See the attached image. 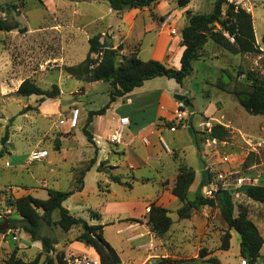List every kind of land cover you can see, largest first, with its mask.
I'll list each match as a JSON object with an SVG mask.
<instances>
[{
  "label": "rangeland",
  "instance_id": "rangeland-1",
  "mask_svg": "<svg viewBox=\"0 0 264 264\" xmlns=\"http://www.w3.org/2000/svg\"><path fill=\"white\" fill-rule=\"evenodd\" d=\"M166 1L169 0H156L136 11L137 24L134 32H138V29L141 31L142 26L147 29L144 39L133 43L134 49L140 46L138 56L143 60L150 59L153 44L149 41L155 33L153 24H160L171 12L162 9ZM245 1L248 3L245 8L252 15L255 40L260 52L233 54L208 39L192 65L193 71L183 80L182 86L174 79L160 76L149 79L143 88L163 89L167 98H173L175 93H182L189 100L193 108L191 113L185 106L178 107L177 100L175 101L176 109L172 111L175 115L178 111L182 114L179 126L175 132L167 130L162 133L169 151L175 152L174 156L181 153L184 161L194 169L202 167V172L208 173V181L224 189H235L232 195L234 215L237 214L239 205L245 206L248 217L264 239V203L254 201L236 191V188L242 185L264 183V115L249 114L229 92L251 87L253 82L264 85V43L261 41L264 30V0H255V3ZM166 4L177 6L176 2ZM213 5L214 0H189L182 15H179L177 20L169 18L163 31L173 36L176 33L173 24L177 25L178 29L187 24V11L208 14L213 10ZM226 7L227 4H222V16ZM131 10L132 8L114 10L106 0H0V20L17 26L11 30L0 28V150L3 151L0 156V224L7 218H18L14 209L6 206L7 197L30 194L45 199L46 188L65 191L75 186V181L81 169L89 162L94 148L88 143L79 121L75 126L70 125L72 108L77 106L71 102L90 100L87 106L99 109L108 102L107 90H110L111 86L107 82L99 81L94 85L95 92L90 91L84 97L82 96L84 89L80 85L86 86V81L82 79L78 81L68 75L64 67L83 61L88 49L87 39L93 34H99L100 42L112 46V31L124 32L120 18ZM170 23L171 28L167 29ZM110 24L111 31L107 28ZM219 27L215 24L214 29ZM180 33L171 40L168 49L174 50ZM131 38L128 41H131ZM118 54L122 55L120 50ZM171 59L173 60L169 62L170 65H176L175 56ZM162 63L165 64L166 61ZM222 69L230 75L227 91L215 86ZM26 78L43 89L50 88L51 84L56 83L60 89L58 97L42 100L38 95L27 97L18 95L16 89ZM179 86L182 89H179ZM177 88L180 92L175 90ZM166 97L162 104L171 109V103ZM149 100L147 108L134 115L133 123L147 121L155 115V109L151 105V102L155 101L154 96ZM202 113L210 116L204 118ZM189 118L197 135L204 137L200 141V153L195 149L192 130L187 126ZM205 120H210L212 125L225 126L229 133L228 137L225 140L215 139V142H208L206 133L209 131L199 125ZM164 122L170 123L169 120ZM89 129L92 131V128ZM125 133L126 130L123 137ZM4 136L6 139L3 141ZM98 143L101 146L99 160L108 159L103 161L101 169L106 171L114 169L122 179L132 182V189L128 187L123 189L112 181L111 190L116 192L119 190L117 195H127L129 199L124 202L119 200L104 202L106 193L96 195L93 191L94 178L87 175L86 191L82 198L86 206L79 207L76 202L79 198L76 196L68 198L65 204L72 209L71 214L86 220L87 211L105 213L108 204L106 208L108 215L102 216V222H107L102 233L104 231V237L118 252L120 264H169L168 259H180L185 264H209L207 259L211 257L217 258L218 264H248L239 254V235L236 231L230 230L229 249L219 248L223 232L227 228L220 214L219 204L201 205L192 210L189 218L180 219L176 211L181 203L176 201L168 207L172 223L165 233L157 234L148 225L151 233L149 238L132 241L131 248L125 246V236L117 232L119 225L111 222L113 217L108 212L118 209L121 217L141 215L146 202L155 199L158 194L159 174L168 172L173 157L170 152L163 154L162 168L160 163L147 159L146 150L141 142L136 141L133 148L141 161L133 171L134 177L142 176L147 180L135 181L130 174L128 177L125 171L131 160L125 162L120 156L121 146L110 145L107 141L105 142L107 144H104L100 139ZM158 144L165 152L159 141ZM37 147L47 149L49 155L45 160L30 161L29 153ZM112 150L117 151L113 153ZM246 160H251L252 164L243 167ZM108 162L111 165H118L117 168L110 166ZM220 175L223 178H220ZM238 178L243 179L240 184ZM42 183H45L46 188ZM203 186L200 188L201 194ZM197 190L198 186L194 194ZM58 218L59 213L54 210L52 220ZM142 219L136 218L137 221L143 222ZM144 219L147 220V216ZM81 232L80 226L63 231L56 224L48 226L42 223L40 228V234L48 236L53 242L54 250L51 254L69 252V255L65 256L66 264H74L75 258H84V255L73 252H80L86 247L83 241L75 240ZM69 247L72 251H67ZM201 251L205 252L204 256L199 255ZM11 254L27 261H41L45 255L42 243L33 242L20 227L0 230V264H4ZM256 264H264V242Z\"/></svg>",
  "mask_w": 264,
  "mask_h": 264
},
{
  "label": "trees",
  "instance_id": "trees-1",
  "mask_svg": "<svg viewBox=\"0 0 264 264\" xmlns=\"http://www.w3.org/2000/svg\"><path fill=\"white\" fill-rule=\"evenodd\" d=\"M109 6L114 10L125 8H142L146 7L156 0H106ZM178 5H185L188 0H178ZM227 4L222 16V4ZM187 24L181 29V44L184 49L180 56V66L175 68L167 66L164 63L155 59H140L136 52L119 55L118 51L122 49L119 44L115 48L100 42V35L93 34L88 37V49L83 61L76 65H68L64 67V71L76 78L86 82L103 81L109 83V100L97 110L88 112V120L93 115L102 114L109 104L116 97L123 96L131 92L134 88L140 87L145 81L155 77H166L174 79L175 82L181 85L183 80L192 72V62L199 57L200 49L203 44L210 39L214 44L223 49L236 53H257L260 52L258 43L255 40L252 15L249 11L234 4L228 3L227 0H214L213 10L208 13H191L187 11ZM215 24H218L219 29H214ZM15 24L6 23L0 20V28L11 30L16 28ZM233 38V41L230 40ZM261 41L264 43V30L261 36ZM94 55V56H93ZM230 80V75L226 70H221V75L215 82V86L227 91V85ZM257 84L252 83L251 87H243L229 91L234 95L238 103L249 114L264 115V91H258ZM264 86V85H261ZM60 92L59 86L56 83L51 84L50 88L43 89L28 78L23 79L16 93L20 96L38 95L42 100L45 98L55 99ZM189 101V100H188ZM168 125L170 123H167ZM179 125V124H178ZM192 130L195 147L200 153V141L204 137L197 135V131L192 124L189 125ZM82 132L85 135L88 143L94 144L92 134L84 126ZM229 133L225 126L214 124L209 132L206 133L207 138L217 140H225ZM5 136L2 138L4 141ZM3 151L0 150V156ZM96 148H94V156L89 160L88 164L81 169L77 177V185L70 190L47 189V197L45 199L34 197L30 194H25L19 197H7L6 206L12 207L18 214V218H7L9 228L20 227L26 232L32 241H40L42 243V251L44 258L41 261H27L11 254L4 264H66L64 253L51 254L54 250L53 242L48 236L40 234L42 223L51 226L58 225L63 231H67L74 226H80L82 232L75 240L83 241L84 244L91 246L98 255L99 264H120L121 259L115 249L104 239L102 235V224H90L80 216H74L62 205V202L67 199L75 191L82 189L83 176L96 161ZM103 162H100L98 169H101ZM251 160H246L243 167L251 165ZM109 180L123 184L118 175L111 174L106 171ZM195 176V171L192 167L181 165L178 173L175 176L171 193L178 199L181 205L176 213L178 218H189L193 209H197L201 205L214 206L219 204L220 214L226 223V230L223 232L220 249L228 250L230 247V230H234L239 235V254L246 259L248 264H256L260 249L264 242L263 236L259 232L257 226L248 217L247 208L243 205L237 207V214L234 215V202L232 195L235 189L220 188L215 193L214 198L203 196L200 188L208 183L207 171L202 172V177L198 185V190L194 197H188V187L192 183ZM236 191L244 194L246 197L264 203V183L262 184H247L236 188ZM57 210L59 218L56 221L52 220V212ZM90 218H99L97 212H90ZM1 221V220H0ZM172 223L168 210L159 205L151 203L147 213V224L150 229L157 233H165ZM200 256H204L205 252L201 251ZM209 264H218L219 260L215 257L207 259ZM169 264H185L180 259H168Z\"/></svg>",
  "mask_w": 264,
  "mask_h": 264
},
{
  "label": "crops",
  "instance_id": "crops-1",
  "mask_svg": "<svg viewBox=\"0 0 264 264\" xmlns=\"http://www.w3.org/2000/svg\"><path fill=\"white\" fill-rule=\"evenodd\" d=\"M248 1H253L254 3L256 2L255 0H248ZM170 2L174 3V4L176 2L177 6L172 7L171 5L166 4V3H170ZM188 2H189V0H188ZM166 3L164 2L165 5L162 6V9L165 11L171 10V12L169 15H167V17H165L163 19V21H161L160 24H153V28L155 30V33L153 34V37L150 38L151 40L149 41L153 44V46H152L153 48L150 52V59H155V60H158L160 62L166 61L165 64L167 66H171L169 62L171 60H173V59H171V57L174 58V56H175L177 62L175 63L176 65H172V66L175 68H179L180 56H181V53L184 49V46L181 44V33H180V39L176 40V45H175L174 50H170V49H168V47L171 44V40L178 36L179 32H181L180 30L183 27H180L178 29L177 25L173 24V28H175V30H176V33L173 36H171L170 34H167V32L165 33L163 30L166 29L165 28V22L167 20H169V18H171V17L174 18L175 20H177L179 15H182V12L184 11V9L187 8L188 3L185 5H178L176 0L175 1L169 0L168 2L166 1ZM137 9H140V8H132L130 13L125 14L122 18H120V21H122L120 25H121V27L124 28V32L121 30V31H117V32L113 33V31H112V36H111L112 47H115V46L120 44L122 46V49L120 50V54H128V53L135 51L137 56L139 55L138 53L140 52V46L138 49H134L133 43L136 41L140 42L142 39H144L143 37L146 34L147 29L142 26L141 31L138 29V32H136V33L134 32L136 24H137V21H136V19H137L136 14L137 13H136V11H140ZM186 20H187V17H186ZM112 23H114V22L112 21ZM115 24H117V23H115ZM107 28L110 29V31H111L112 24L108 25ZM170 28H171V23H170V26L169 25L167 26V29H170ZM132 36H134V37H132ZM129 38H131V41H128ZM181 45H182V47H181ZM174 61H175V59H174ZM193 63H194V61L192 62V65H193ZM147 81H145L140 87L134 88L131 92H129L123 96L116 97L115 100L109 104V107L102 114L93 115L92 118L89 120V122H87L88 112L92 111V110H97V109H91L90 106L89 107L87 106V104L90 103V100H86V101L85 100H73L71 102L73 105H77V106H74L72 109L77 108L79 110L78 116H77V121H79V125L82 126L81 130L84 126L87 128V130H89V132L92 134V140L94 142V144H90V143L89 144L92 145L93 148H96V157H95L96 161L87 171H85L84 176H83L82 189L79 191H75L73 194H71L68 197V198L73 197V196L78 197L79 199L76 202H77V204H79L78 205L79 207L82 208L83 206H86L84 203L85 200L82 198L84 195V191H86L87 175H92V177L94 178L95 186H94L93 191L96 193V195L103 193V192L106 193L107 196H106L104 202H106L108 200H114V201L119 200V202H124V201H127L129 199V197L127 195H124V196L117 195L119 190H118V192L111 190V183L110 182H112V181L109 180V177H108V174L106 173V170L102 169L103 170L102 171V170H99L97 168L100 162H103L104 160H108V159L99 160V158H98V154L101 151V146L98 143V139L102 140V142L104 144H107V143H105L107 141L110 145L112 144L114 146H117V145L121 146L122 150H121L120 156L124 158L125 162H128L129 160H131L126 165L125 171L127 172V176L129 177L128 174H130L131 175L130 177L132 179H134L135 181L144 182L145 180H147L146 178H144L142 176H139L138 178L134 177L133 171H135L134 169H136V166H138V162L141 161V159L139 158V155L134 152L133 147H134V144L136 143V141L141 142L142 146L146 150L147 155H148L147 159L158 162V164L160 163V166L162 168H164V163H162V157H163L162 155L170 152L172 157H173L172 161L169 163L170 167L168 168V172L167 173L161 172L159 174V176H160L159 177L160 188H159L158 194L156 195L155 199L146 202V204L144 205V211L141 215L121 217V215L119 214L121 212L118 209L117 210L114 209V210L108 212V213H111L109 215L111 217H113V221H111V222H114L117 225H119L117 228V232L119 234H123V236H125V238H124L125 243L124 244L127 247L131 246L130 244L132 243V241H135V240L140 241L144 237L149 238L151 236L150 235L151 234L150 229H149L148 224H147V220L144 219L145 216H147V213L149 210V205L151 203H154L155 205H159L161 207L166 208L169 212L168 207L171 204H174V203H176V201H178V199L171 193V188L173 186L175 176L178 173L180 166L186 165V166L192 167L191 165L187 164L184 161V158H183V156H181V153H178L176 156H174L173 154L175 152L169 151V148H168L167 144L165 143V140L163 139V136H162V133L164 131L169 130V131L175 132L177 127L179 126L178 124H179L180 118H178L177 114L175 115L174 111H172V109H174L176 107V105H175L176 99L174 97L173 98H167L166 97L167 95L165 94L163 89L156 88L153 90H146L143 87H144V84L147 83ZM98 82L99 81L85 82L86 86L80 85V87H83V89H84L82 96H84V97L87 96L88 93H90V91L95 92L94 85H96ZM107 91L109 94V89ZM152 96H154V98H155V101L151 102L152 107L155 109V115L152 118L148 119L147 121L142 120V121H138L140 123H138V122L133 123L132 118H134V115L138 114L139 112L144 111L147 108V106L149 105L148 101H150L149 99ZM165 97L170 101L171 109L168 108L166 105L162 104V101H163V99H165ZM108 100H109V95H108ZM202 116L204 118H206V117H209L210 115H206V114L202 113ZM120 117H127L129 120V124H128V126H126L124 128V130H126L125 137H123V134H122L121 141L115 142V141H112V135H113L115 127L119 123ZM172 119L174 120V122ZM164 120H166V121L169 120L170 124L169 125L166 124L164 122ZM189 120L191 123L190 118L188 119V121ZM87 124H88V126H87ZM131 125H132V127H130ZM181 126H183V125H181ZM187 126H188V123H187ZM187 126H185V127H187ZM89 127L92 128V131H90ZM124 130H123V132H124ZM158 141L161 143V146L165 150V152H163L162 149H160ZM193 144L195 146L194 139H193ZM195 149H196V147H195ZM116 151L117 150H114V151L112 150L113 153H116ZM149 152H152V154L150 155ZM48 155H49V152H48ZM93 156H94V152H93V155L89 158V160ZM202 157H204V156L202 155ZM42 160H45V158ZM109 165L115 166L116 168L118 166V165H114V164L111 165L110 163H109ZM194 171H195L194 179H193L192 183L190 184V186L188 187V197L190 199L193 198L194 191L197 188V186L201 180L202 167H200L198 169H194ZM110 172L113 175H118L120 177L121 181L124 182L123 184H118V183H116V184H118L120 187H123V189H124V187H128L129 189H132V182L130 183L129 181L122 179L120 174L116 173V171H114V169H112V171L110 170ZM44 184L45 183H42V186L44 188H46L44 186ZM76 185H77V183L75 181V186ZM75 186L73 188H75ZM47 189L48 188H46V195H47ZM67 199H65L62 202V205L70 213L72 209H70L68 207V205L65 204ZM108 202H110V201H108ZM126 203H128V202H126ZM130 203L131 202H129L128 204H130ZM107 206H108V204H106V207L104 210L105 213L104 212H97L99 214L98 219H96V218L90 219L89 212L91 210L87 211L88 218H87V220L86 219L85 220L90 224H102L103 225L102 230H104V227L107 225V222H105V223L102 222V216L107 214V212H106ZM92 212H94V211H92ZM139 217L143 218L142 219L143 222L136 220V218H139ZM126 220H128V221H126ZM53 221H56V220H53ZM102 235L104 237V231H103ZM104 239L112 246V244L110 243V241H108V239H106L105 237H104ZM33 242H36V241H33ZM37 242H40V241H37ZM84 245L86 247L83 248L82 251H80V252L73 251V252L78 253V254H82V255H84V258H88L89 260H92V261H97V263L99 264L98 255L95 252V250L91 246H88L86 244H84ZM112 247L114 248V246H112ZM69 248L70 249H67V251H72L71 247H69ZM64 255L65 256L69 255V252H68V254L66 252Z\"/></svg>",
  "mask_w": 264,
  "mask_h": 264
},
{
  "label": "built area",
  "instance_id": "built-area-1",
  "mask_svg": "<svg viewBox=\"0 0 264 264\" xmlns=\"http://www.w3.org/2000/svg\"><path fill=\"white\" fill-rule=\"evenodd\" d=\"M227 2L234 4L235 7L240 6V7L244 8L245 10H246L245 6L248 4V3H246L245 0H227ZM230 40L233 41V38H230ZM178 105L184 106V104L181 101L177 100V106ZM78 112H79V110L77 108L72 109V111H71V122H70L71 126L76 125ZM181 115H182L181 111H178L177 112L178 118H181ZM128 124H129V120L127 117H120L119 118V123L115 127L113 135H112V141H115V142L121 141L123 130L126 126H128ZM199 125L202 127H205V129H207L208 131L210 130V128L212 126L210 120H205V121L201 122ZM207 140H208V142H215L214 138H211V139L208 138ZM47 155H48V150L43 149V148H35V149H32L29 153V160L30 161L42 160V159L46 158ZM219 177L223 178L221 175ZM237 180L240 184L243 179L238 178ZM220 188H221V186H219L218 184L208 181V183L203 186V191H202L203 194L202 195L212 198L215 195V193L218 191V189H220ZM73 263L74 264H97V261L86 260L85 258H82V259L75 258Z\"/></svg>",
  "mask_w": 264,
  "mask_h": 264
},
{
  "label": "water",
  "instance_id": "water-1",
  "mask_svg": "<svg viewBox=\"0 0 264 264\" xmlns=\"http://www.w3.org/2000/svg\"><path fill=\"white\" fill-rule=\"evenodd\" d=\"M179 89H182V87L179 86ZM179 89L177 88V89H175V90L178 91ZM257 90H258V91H264V86L258 85V86H257ZM178 92H180V91H178ZM173 97H174L176 100L181 101L190 113L193 111V108H192L190 102L188 101V99H187L182 93H175V94L173 95ZM189 125H190V120L188 121V126H189ZM8 225H9V224H8V220L5 219L4 222H3L2 224H0V230H2V229H6V228H9Z\"/></svg>",
  "mask_w": 264,
  "mask_h": 264
}]
</instances>
